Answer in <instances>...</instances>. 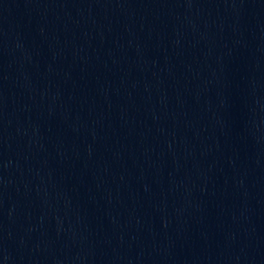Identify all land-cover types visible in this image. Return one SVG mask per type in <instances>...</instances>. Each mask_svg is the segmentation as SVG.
<instances>
[{
  "label": "water",
  "instance_id": "1",
  "mask_svg": "<svg viewBox=\"0 0 264 264\" xmlns=\"http://www.w3.org/2000/svg\"><path fill=\"white\" fill-rule=\"evenodd\" d=\"M0 264H264V0H0Z\"/></svg>",
  "mask_w": 264,
  "mask_h": 264
}]
</instances>
